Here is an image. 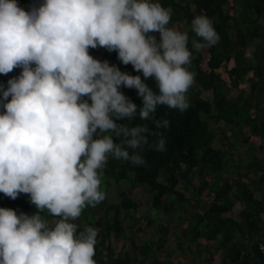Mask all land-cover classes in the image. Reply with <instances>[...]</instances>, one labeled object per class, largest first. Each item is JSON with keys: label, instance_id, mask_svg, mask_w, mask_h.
<instances>
[{"label": "clouds", "instance_id": "clouds-1", "mask_svg": "<svg viewBox=\"0 0 264 264\" xmlns=\"http://www.w3.org/2000/svg\"><path fill=\"white\" fill-rule=\"evenodd\" d=\"M171 15L157 0H43L30 10L0 0V74L22 69L0 84V192L26 194L37 209L0 207V264H96L97 229L78 233L72 221L105 199L101 170L110 157L145 166L146 148L166 151L163 132L125 122L139 117L166 131L157 108L190 107L193 53L188 33L168 26ZM191 30L203 41H192L198 52L220 40L206 15ZM96 48L117 52L142 76L94 57ZM122 87L136 89L142 104ZM44 210L60 218L54 227Z\"/></svg>", "mask_w": 264, "mask_h": 264}, {"label": "trees", "instance_id": "trees-1", "mask_svg": "<svg viewBox=\"0 0 264 264\" xmlns=\"http://www.w3.org/2000/svg\"><path fill=\"white\" fill-rule=\"evenodd\" d=\"M17 2L30 10L43 0ZM157 2L172 9L168 26L178 24L175 29L189 35L193 55L187 67L195 79L186 93L190 107L183 113L158 107L154 119H168L166 131L155 129L152 120L126 121L163 132L166 151L146 148L145 166L110 157L101 170L105 199L72 222L78 233L97 229L96 264H264V0ZM198 15L211 18L220 36L199 52L192 41H203L191 30ZM90 54L142 76L115 51L96 48ZM21 71L0 74V84L6 88ZM146 82L158 91L154 79ZM121 91L142 104L136 89ZM158 139L149 136V143ZM137 187L148 192L150 213L137 214ZM0 207L37 211L23 193L13 200L0 192ZM40 215L49 227L60 219L47 210Z\"/></svg>", "mask_w": 264, "mask_h": 264}, {"label": "rangeland", "instance_id": "rangeland-1", "mask_svg": "<svg viewBox=\"0 0 264 264\" xmlns=\"http://www.w3.org/2000/svg\"><path fill=\"white\" fill-rule=\"evenodd\" d=\"M176 29L179 28L178 24H176L174 26ZM206 95L207 96H211L212 95V92H206ZM133 196L134 198L139 202V208H138V213L139 215H144L146 213H150L151 210H150V203H149V194L148 192L142 188V187H137L134 189V193H133ZM241 208V204L238 203L235 207V210H234V213L237 214V212L239 211V209ZM99 213V211L97 212V214ZM144 237H147V235H143V237H139L140 239L141 238H144ZM121 244H117L116 247L118 249L121 248Z\"/></svg>", "mask_w": 264, "mask_h": 264}, {"label": "bare ground", "instance_id": "bare-ground-1", "mask_svg": "<svg viewBox=\"0 0 264 264\" xmlns=\"http://www.w3.org/2000/svg\"><path fill=\"white\" fill-rule=\"evenodd\" d=\"M87 221V220H86Z\"/></svg>", "mask_w": 264, "mask_h": 264}]
</instances>
